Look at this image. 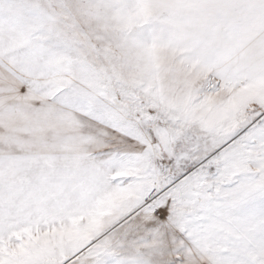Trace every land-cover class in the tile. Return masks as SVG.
<instances>
[{
    "label": "snow or ice",
    "instance_id": "1",
    "mask_svg": "<svg viewBox=\"0 0 264 264\" xmlns=\"http://www.w3.org/2000/svg\"><path fill=\"white\" fill-rule=\"evenodd\" d=\"M0 264H264V0H0Z\"/></svg>",
    "mask_w": 264,
    "mask_h": 264
}]
</instances>
